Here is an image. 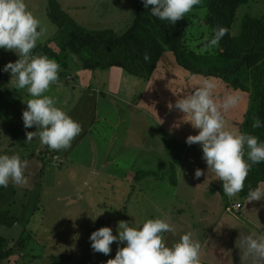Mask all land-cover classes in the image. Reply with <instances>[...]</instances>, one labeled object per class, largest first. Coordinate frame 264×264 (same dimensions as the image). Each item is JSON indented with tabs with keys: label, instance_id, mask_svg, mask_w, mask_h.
Here are the masks:
<instances>
[{
	"label": "rangeland",
	"instance_id": "rangeland-1",
	"mask_svg": "<svg viewBox=\"0 0 264 264\" xmlns=\"http://www.w3.org/2000/svg\"><path fill=\"white\" fill-rule=\"evenodd\" d=\"M60 1L83 27L122 34L132 23L139 0H98L107 1L106 7L96 6L93 0ZM25 2L45 30L37 45L47 43L59 31L49 18L48 0ZM207 12L206 7L194 8L187 15L186 43L195 53L204 37L212 34ZM246 14L264 20V0H250L240 6L234 35L240 34ZM51 47L57 53L50 59L60 65V80L46 94L81 123L83 132L69 150H50L38 138L25 143L26 132L37 130L25 129L22 119L27 107L24 101L31 97L26 89L18 90L10 82V73L3 72L8 62L19 57L0 49V155H19L29 161L27 184L0 188V209H8L17 218L12 228L0 223V234L14 246L10 258L0 264H107L115 258L118 246L114 242L107 256L94 253L89 239L94 231L110 226L116 235L120 221L135 225L154 218H167L175 227L174 233L163 234L169 246L191 232L201 244V260H212L215 252L208 237L219 217L226 207L241 202V212L226 213L245 221L248 201L240 194L232 202L227 196L209 195L207 189L217 183L215 174L208 171L200 145L186 143L198 130L190 123L173 129L183 114L170 110L169 103L174 105L178 97L189 94L205 79L183 80L174 75L181 81L174 79L167 85L159 82L151 91L149 80L136 78L123 68L85 69L75 54L64 52L55 42ZM36 55L48 57L43 51ZM169 55L173 54L167 51L164 58ZM175 72L178 74L177 69ZM216 83L218 103L229 93L240 96L239 105L225 118L237 121L235 132H242L239 123L244 125L251 84L243 82L234 88L221 79ZM197 168L205 172L199 180L195 179ZM140 171L150 174L137 178ZM251 205V218L264 225V199ZM92 218L97 219L94 222ZM19 240L24 241L25 248L20 247Z\"/></svg>",
	"mask_w": 264,
	"mask_h": 264
},
{
	"label": "clouds",
	"instance_id": "clouds-1",
	"mask_svg": "<svg viewBox=\"0 0 264 264\" xmlns=\"http://www.w3.org/2000/svg\"><path fill=\"white\" fill-rule=\"evenodd\" d=\"M142 3L150 9L152 16L176 25L203 0H142ZM228 34L226 27L217 25L211 36L204 37L196 54L213 53ZM44 35L41 21L28 9L25 0H0V49L19 57L15 62H8L3 72L10 73V82L18 90H27L31 99L24 101L27 106L22 113L24 127L37 129L26 132L25 143L38 138L40 144L50 150H69L83 132V126L58 106L54 97L46 94L53 84L59 82L61 68L55 60L33 54L38 40ZM144 60H151L147 52ZM217 87L215 78H206L189 94L178 97L174 105L169 103L168 107L183 114L173 129L190 123L193 129L198 130L197 135L187 137L186 143L189 146L200 145L208 171L211 170L217 180L223 182V193L232 199L244 191L253 166L264 163V141L249 133L228 130L225 114L236 108L241 98L229 93L218 103L215 96ZM252 128H264V120L254 117ZM28 167L29 161L19 155H0V188L27 184L25 171ZM204 175V170L196 169L195 179L199 180ZM262 199L264 189L259 186L249 188L248 203ZM97 218L92 219L95 222ZM116 231L114 235L113 228L105 226L94 231L89 238L93 252L106 256L111 254L113 243L117 244L116 256L107 264H201V244L194 239L193 233L183 234L171 246L165 241L164 233L175 232L167 218L147 219L135 225L120 221ZM234 244L239 264H264V230L260 234L242 230Z\"/></svg>",
	"mask_w": 264,
	"mask_h": 264
},
{
	"label": "trees",
	"instance_id": "trees-1",
	"mask_svg": "<svg viewBox=\"0 0 264 264\" xmlns=\"http://www.w3.org/2000/svg\"><path fill=\"white\" fill-rule=\"evenodd\" d=\"M249 2L250 0H203L201 5L195 7L208 9L206 22L212 30L217 25L229 30L216 53L197 55L186 43L189 26L187 16L172 25L152 16L150 9H146L142 0H139L135 4L132 23L124 33L119 34L113 29L89 30L66 12L59 0H48L49 18L58 26L59 31L47 43L37 45L33 54L43 51L49 58L57 57L51 47L55 42L64 52L75 54L85 69L119 67L130 75L149 80L164 54L170 51L178 65L191 75L220 78L234 88L243 82L250 83V104L244 115L242 132L258 136L264 141V128H252L254 117L264 120V20L246 14L240 34H233L238 10ZM146 52L151 56L150 62L144 60ZM147 174L150 173L140 171L137 178ZM262 182L264 163L253 166L240 196L247 198L249 188L260 187ZM222 184L223 182L220 183L219 191L225 195ZM16 222L17 218L8 209H0V223L12 228ZM18 242L21 248L26 247L24 241ZM13 252L14 246L10 239L0 234V262L9 259Z\"/></svg>",
	"mask_w": 264,
	"mask_h": 264
},
{
	"label": "crops",
	"instance_id": "crops-1",
	"mask_svg": "<svg viewBox=\"0 0 264 264\" xmlns=\"http://www.w3.org/2000/svg\"><path fill=\"white\" fill-rule=\"evenodd\" d=\"M93 1H94L96 6L98 4H101L102 6H105V7L108 6V4H106V3H108L107 1H98V0H93ZM173 56H174V54L171 56L169 55V57H167V58H164V56H163L162 59L160 60L158 66H157V69L155 70L154 74L151 76V78L148 81V86H149L148 88H150L151 91L153 89H155V85L159 82H161L163 84H165V82H167L166 83V85H167L170 82H172V80L177 79V78H175V76L178 78L182 77L183 80L184 79L188 80L189 77L194 78V79H196V78H202V79L215 78V80L220 79V78H216V77H204L201 75L192 76L189 71L180 67L177 64L176 58H175V56L174 57ZM176 69L178 71V74H176V72L173 73V71H176ZM177 80L181 81V79H177ZM222 82H224V81L222 80ZM187 93H188V91H187ZM219 96L221 97V94H219ZM219 100H222V98H220ZM225 120H226L227 128H229L228 130L231 131V128H233L234 129L233 131L235 132L236 127L238 128V122L237 121H227L226 118H225ZM239 126H241V128H243V123H239ZM216 182L217 183L214 182V184L209 186V188L207 189L208 194L209 195H216L219 197H221V196L224 197L225 195H222L219 192V186H220V183L222 181L217 180V178H216ZM260 188L264 189V182H262L260 184ZM229 200H230V202H232L231 200H233V199H229ZM253 202L258 203V204L260 203V201H253ZM253 202H249L246 204V206H248L247 211L249 213L247 212L246 215H244L245 221L242 220L241 218H238V220L231 218L229 216V213H226V211H229V212H232V211L226 207L224 213H222L221 217H219V220L215 226L214 232L211 233L210 238L208 237V239H210L212 244H213L212 246H213V251L215 252V256L211 257L212 260L206 259L207 262L201 260V264H239V254H238V250L235 248L234 242H235L237 236L239 235L240 231L246 230V231H249L253 234H260V232L262 230H264V225L263 224H257L256 222L253 221V219L250 216V213L253 212L251 209L252 208L251 204H253ZM239 203H241V202H239ZM241 204H242V208H243L244 205H243V203H241ZM248 204H250V205H248ZM205 208L209 209L208 207H204L203 209H205ZM241 209L239 212H241ZM208 239H207V241H208ZM207 241H205L204 245H206Z\"/></svg>",
	"mask_w": 264,
	"mask_h": 264
},
{
	"label": "built area",
	"instance_id": "built-area-1",
	"mask_svg": "<svg viewBox=\"0 0 264 264\" xmlns=\"http://www.w3.org/2000/svg\"><path fill=\"white\" fill-rule=\"evenodd\" d=\"M241 208V203H233L232 205H230L229 210L239 212Z\"/></svg>",
	"mask_w": 264,
	"mask_h": 264
}]
</instances>
